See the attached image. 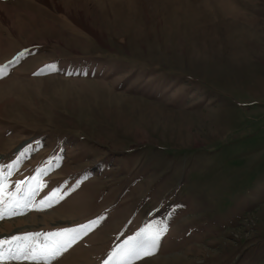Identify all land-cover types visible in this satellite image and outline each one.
<instances>
[{"label":"rangeland","instance_id":"rangeland-1","mask_svg":"<svg viewBox=\"0 0 264 264\" xmlns=\"http://www.w3.org/2000/svg\"><path fill=\"white\" fill-rule=\"evenodd\" d=\"M0 169L52 264H264V0H0Z\"/></svg>","mask_w":264,"mask_h":264},{"label":"snow or ice","instance_id":"snow-or-ice-1","mask_svg":"<svg viewBox=\"0 0 264 264\" xmlns=\"http://www.w3.org/2000/svg\"><path fill=\"white\" fill-rule=\"evenodd\" d=\"M11 175V173H9ZM35 180L36 178H32ZM34 188L23 181L15 183L16 192L6 191V177L0 169V220L16 215L20 207H33V199L39 192V181ZM23 202V203H22ZM58 202V198H57ZM37 211H43L53 204V198L35 202ZM95 223V221L90 222ZM90 225H81L78 228H66L59 232L35 233L26 232L22 236L13 235L8 239H0V264L5 259L16 261H30L32 264H52L72 245L86 234ZM44 237L43 240L39 239ZM159 232L150 237H134L118 245L109 254L104 264H132L133 260L145 255H152L157 247ZM7 253V256L5 255Z\"/></svg>","mask_w":264,"mask_h":264},{"label":"trees","instance_id":"trees-1","mask_svg":"<svg viewBox=\"0 0 264 264\" xmlns=\"http://www.w3.org/2000/svg\"><path fill=\"white\" fill-rule=\"evenodd\" d=\"M24 52H25V51H24ZM24 52H23V53H24ZM23 53H22V54H18V55H16L15 59H16V58L18 59V58L20 57V55H23Z\"/></svg>","mask_w":264,"mask_h":264}]
</instances>
